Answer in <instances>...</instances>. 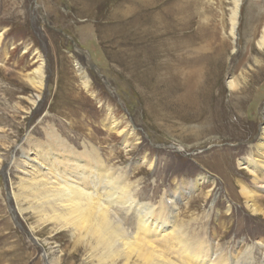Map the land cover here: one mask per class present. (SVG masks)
Instances as JSON below:
<instances>
[{
    "label": "rangeland",
    "instance_id": "rangeland-1",
    "mask_svg": "<svg viewBox=\"0 0 264 264\" xmlns=\"http://www.w3.org/2000/svg\"><path fill=\"white\" fill-rule=\"evenodd\" d=\"M232 7V0H0V264H54L55 256L57 264H103L73 247L58 224L20 211L32 201L14 197L13 163L30 148L24 138L45 141L50 127L78 151L92 145L126 170L141 202L155 204L204 175L189 194L180 189L175 226L183 232L207 225L225 249L264 235V220L250 215L238 187L252 184L239 161L264 117L260 23L252 31L264 21V0H242L235 37ZM41 63L38 90L29 78Z\"/></svg>",
    "mask_w": 264,
    "mask_h": 264
},
{
    "label": "bare ground",
    "instance_id": "bare-ground-1",
    "mask_svg": "<svg viewBox=\"0 0 264 264\" xmlns=\"http://www.w3.org/2000/svg\"><path fill=\"white\" fill-rule=\"evenodd\" d=\"M241 2L232 0L231 37L237 33ZM260 19L258 17L257 22H253L252 31L260 27L257 42L261 48L264 47V21ZM2 40L0 32V45ZM34 74L29 82L41 90L44 76L42 63ZM81 74L87 89L89 80L86 74ZM228 85L231 90L238 88L234 80H230ZM183 97L190 100L189 96ZM115 127L114 121L110 130ZM45 135V141L35 140L30 135L24 138L30 148L27 151L23 149L22 159L13 163L19 175V193L14 197L20 203L32 201L20 211L31 209L40 221L58 224L74 239L73 247L81 244L88 256L95 254L103 264H113L120 257L123 264H264L263 233L254 234V241L250 244L245 245L241 237L225 249L215 240L217 236L213 230H209L210 235H207V225L194 224L191 230L184 232V226H175L180 189H186L189 194L208 181L204 175L164 191L155 204L141 202L138 185L130 183L128 172L108 165L96 147L85 145L83 150L78 151L51 127ZM129 146L125 140L124 147ZM140 164H147L149 168L153 166V162L147 163L145 157ZM239 165L247 170L252 182L248 185L241 180L238 185L245 208L250 215L264 220V117L255 143ZM211 184L213 187V182ZM211 193L209 190L203 197ZM209 207L213 208L212 205ZM237 245H240L239 253L235 252ZM132 258L135 260L132 261ZM53 263L57 264L56 256Z\"/></svg>",
    "mask_w": 264,
    "mask_h": 264
},
{
    "label": "water",
    "instance_id": "water-1",
    "mask_svg": "<svg viewBox=\"0 0 264 264\" xmlns=\"http://www.w3.org/2000/svg\"><path fill=\"white\" fill-rule=\"evenodd\" d=\"M55 29V28H54ZM59 31V30H58ZM83 51V50H82ZM88 57V56H87ZM88 63H89V66L92 68V69H94V70H96V72H99V69H97L95 66H94V64L91 62V60H89L88 59Z\"/></svg>",
    "mask_w": 264,
    "mask_h": 264
}]
</instances>
